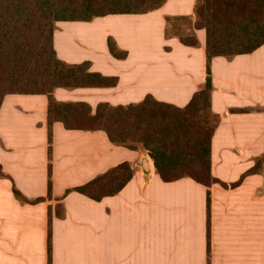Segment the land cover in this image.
Masks as SVG:
<instances>
[{
	"label": "crops",
	"instance_id": "1",
	"mask_svg": "<svg viewBox=\"0 0 264 264\" xmlns=\"http://www.w3.org/2000/svg\"><path fill=\"white\" fill-rule=\"evenodd\" d=\"M196 0H168L142 15H108L90 22L56 23L53 45L68 64L117 77L111 88L56 89L58 102L126 106L152 96L183 108L206 80V32L198 47L166 39V18L194 17ZM116 41L125 59L109 51ZM211 71L212 110L221 123L212 140V174L236 183L264 157V45L232 60L216 57ZM49 98L7 95L0 107V264H208L207 188L190 178L164 182L144 150L113 145L103 131L52 126V199L48 196ZM133 179L117 195L94 201L70 192L121 163ZM210 264H264V161L235 188L210 187Z\"/></svg>",
	"mask_w": 264,
	"mask_h": 264
},
{
	"label": "trees",
	"instance_id": "2",
	"mask_svg": "<svg viewBox=\"0 0 264 264\" xmlns=\"http://www.w3.org/2000/svg\"><path fill=\"white\" fill-rule=\"evenodd\" d=\"M168 0H0V107L7 95H46L49 98V180L47 198L27 199L14 185L13 193L22 204L52 199V126L61 122L67 130L103 131L113 145L144 150L156 173L166 182L190 178L207 188L208 264H210V187L220 184L235 188L244 177L226 184L212 174V140L221 123L212 110L214 90L212 60H228L251 54L264 45V0H196L194 17L166 18V39L177 38L188 47H198L197 31L206 32V80L183 108L147 96L126 106L100 103L95 110L84 102H58L59 88H111L117 77L92 72L89 62L68 64L60 60L53 45L56 23L90 22L108 15H142L162 8ZM110 53L125 59L127 52L108 39ZM136 168L124 162L108 169L90 182L69 189L58 201L55 215L62 219V200L70 192L94 201L119 194L133 179ZM0 178H8L0 166ZM52 208H49L48 257L52 262Z\"/></svg>",
	"mask_w": 264,
	"mask_h": 264
}]
</instances>
